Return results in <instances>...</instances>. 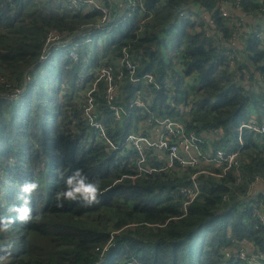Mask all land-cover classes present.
Listing matches in <instances>:
<instances>
[{
	"label": "trees",
	"instance_id": "obj_1",
	"mask_svg": "<svg viewBox=\"0 0 264 264\" xmlns=\"http://www.w3.org/2000/svg\"><path fill=\"white\" fill-rule=\"evenodd\" d=\"M53 2V20L27 14L32 30L24 0H0L1 216L18 203V183L39 184L33 220L10 222L1 236L0 264H248L225 255L245 244L264 254V207L251 205L252 184L264 182V132L244 129L239 138L241 124L264 123V0H102L112 20L101 28L100 10L80 14L69 0H40L44 9ZM221 2L251 19L223 15ZM52 33L62 42L50 47ZM235 36L243 49L231 43ZM102 66L114 70L121 117L98 82L92 93L106 132L99 138L83 112ZM86 71L93 75L82 84ZM46 75L50 88L39 81ZM137 92L143 106L134 104ZM153 117L182 122L202 157L239 153L231 167H206L214 174H200L188 211L172 192L197 169L164 167L150 152L145 163L164 168L140 173L143 156L124 143ZM74 168L98 177L102 195L91 206L58 208L54 192ZM255 197L264 203V193Z\"/></svg>",
	"mask_w": 264,
	"mask_h": 264
},
{
	"label": "built area",
	"instance_id": "obj_2",
	"mask_svg": "<svg viewBox=\"0 0 264 264\" xmlns=\"http://www.w3.org/2000/svg\"><path fill=\"white\" fill-rule=\"evenodd\" d=\"M71 2V8L74 12L80 13L86 10L88 7H94L97 10L101 11V20L100 24L97 25L98 28L103 26H107L112 18L110 7L106 6L102 0H69ZM131 2L132 0H128ZM234 4V3H233ZM230 2H221L218 6V9L221 11L223 15L228 17L233 16L228 9V6H231L235 10L240 12L239 8L234 7ZM183 8H181L182 10ZM180 10V12H181ZM241 13V18L251 19L250 17H245L246 14ZM182 16L185 14L184 11L180 13ZM200 15L204 17L211 18L210 14L206 11H200ZM188 16V12L186 13ZM58 36L56 33H52L50 41L52 42V47L54 44L60 43L62 41L57 40ZM68 41V40H67ZM231 43L237 49H243L242 43L235 36L231 39ZM73 56L76 54L71 52ZM135 67L130 60H126V68L131 71V73L135 72ZM114 70L111 66H102L100 67L94 74V81L92 82V87L88 90L86 95V104L84 108V117L89 123V125L97 132V136L99 138H103L106 136V132L104 130V126L102 124L101 119L99 118L98 112L95 109V101L93 97V91H96L97 83L103 81L107 85L106 90V98L110 103V108L115 112V116L117 119L121 117L119 107L115 105L114 99L118 93V85L114 84L113 78ZM84 80V79H83ZM140 79L134 78L132 82H139ZM85 82L82 81V84ZM137 96L135 98L134 104L138 106H143L144 99L141 98L140 93L137 92ZM244 129H249L255 131L256 133L264 132V123L262 125L257 124L255 121L251 120L247 123L241 124L239 127V138L241 141V136L243 134ZM153 130V133L150 131ZM185 127L182 122L175 121L170 117H153L152 119L146 122L144 130L139 133H131L124 141L127 147L130 150L135 148L143 158L138 161V170L140 173H150L157 172L162 170L164 167L174 168L176 165H179L181 168L191 167L197 169L191 177V184L186 186H181L177 190V193L184 198V202H182V209L187 211L190 207L191 203L195 201L200 195V185L198 181V177L200 174H214L206 169L207 166L212 165L215 168H224L225 166H232L238 161V152H227L226 150H216L213 156H205L202 157L200 153V147L196 142V138L194 136H189L185 133ZM206 142L204 140H198V142ZM152 153L153 157H157L160 159V162L164 163V167L162 168H154L150 163L146 164V154ZM145 164V165H144ZM204 166H203V165ZM223 169L225 172L228 168ZM219 176V174H216ZM263 181H257L251 186V205L255 206V208L264 207V203L262 199L255 197L258 192L254 191V187ZM261 211V210H259ZM258 211V212H259ZM262 212V211H261ZM259 212L260 218L264 220V215ZM227 258L232 260H244L248 264H264V254L261 252H255L250 249L249 246L242 245L237 250H227L225 252Z\"/></svg>",
	"mask_w": 264,
	"mask_h": 264
},
{
	"label": "clouds",
	"instance_id": "obj_3",
	"mask_svg": "<svg viewBox=\"0 0 264 264\" xmlns=\"http://www.w3.org/2000/svg\"><path fill=\"white\" fill-rule=\"evenodd\" d=\"M86 10L80 12V14H83ZM71 52L74 51H70V54ZM92 75L93 73L86 71L82 78L86 80ZM75 145H73V147ZM68 146L69 143L66 144V147ZM38 187L39 184L34 179L24 180L18 183L14 196V199L18 201V203L9 205V212L11 215L0 216V228L7 229L10 222L29 223L33 220L32 195ZM172 193L178 195L177 191ZM262 193H264V191H262ZM100 195H102V192L99 178L88 176L81 168H74L63 178L62 187L54 192V201L55 206L58 208L64 207L66 203L73 202H75V204H81L82 202L83 206H91L98 203ZM241 246L242 245H236L232 249L237 250ZM250 249L252 250V248Z\"/></svg>",
	"mask_w": 264,
	"mask_h": 264
},
{
	"label": "rangeland",
	"instance_id": "obj_4",
	"mask_svg": "<svg viewBox=\"0 0 264 264\" xmlns=\"http://www.w3.org/2000/svg\"><path fill=\"white\" fill-rule=\"evenodd\" d=\"M25 1V11L26 13L24 14L23 16V20L25 21V29H29L31 28L32 30H35L36 28L38 27H34L33 25L29 24L28 23V20L30 18V16H28L27 14H31L33 15L34 17H37L40 21L44 20V19H49V20H53L49 14H51V10L52 8L56 7L57 8V5L53 2L52 4L50 5H46L45 6V9L41 6L40 4V0H24ZM65 14H68L66 12H64V15ZM57 21V20H56ZM55 21V22H56ZM109 52H111V49L109 50ZM56 64V63H55ZM35 73V71L33 72V74ZM48 75H46L44 78H41L39 79L40 83L41 84H44V86L46 88H50L49 85H50V82L49 80H47ZM50 91V90H49ZM57 100L59 101H63L64 99H60L58 96H57ZM55 107V104L52 105V108L53 109ZM54 120V119H53ZM53 120L51 122H53ZM52 130V129H51ZM154 131L151 130L150 133H153ZM203 135H206L205 133ZM53 161L56 162L55 158H53ZM203 165V164H202ZM40 166H42V162L40 161ZM204 166V165H203ZM45 173L43 174V178H45ZM4 186V184H3ZM5 203H8L5 199L4 201ZM6 208L7 206L6 205H3V206H0V216L5 214L6 212ZM188 211V210H187ZM11 230V227L10 229H3V228H0V242L1 241H5L4 239L1 238V236H6Z\"/></svg>",
	"mask_w": 264,
	"mask_h": 264
},
{
	"label": "crops",
	"instance_id": "obj_5",
	"mask_svg": "<svg viewBox=\"0 0 264 264\" xmlns=\"http://www.w3.org/2000/svg\"><path fill=\"white\" fill-rule=\"evenodd\" d=\"M114 1H117V0H114ZM228 9H229V11L231 12L232 15L241 16V13L239 11L235 10L234 8H232L231 6H228ZM248 21H249V19H248ZM254 191L255 192H262V191H264V183L263 182H260L259 184H257L254 187Z\"/></svg>",
	"mask_w": 264,
	"mask_h": 264
},
{
	"label": "bare ground",
	"instance_id": "obj_6",
	"mask_svg": "<svg viewBox=\"0 0 264 264\" xmlns=\"http://www.w3.org/2000/svg\"><path fill=\"white\" fill-rule=\"evenodd\" d=\"M119 30V29H118ZM159 160V159H158Z\"/></svg>",
	"mask_w": 264,
	"mask_h": 264
}]
</instances>
